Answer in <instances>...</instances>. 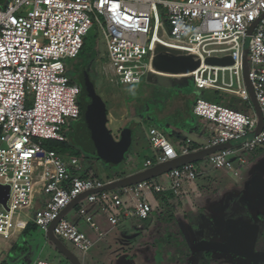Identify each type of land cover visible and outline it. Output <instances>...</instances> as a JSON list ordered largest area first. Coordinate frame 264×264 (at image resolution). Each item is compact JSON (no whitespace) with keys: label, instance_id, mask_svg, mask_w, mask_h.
<instances>
[{"label":"built area","instance_id":"2783aa9c","mask_svg":"<svg viewBox=\"0 0 264 264\" xmlns=\"http://www.w3.org/2000/svg\"><path fill=\"white\" fill-rule=\"evenodd\" d=\"M94 24L105 43L101 73L107 84L138 85L150 74L256 102L262 128L252 136L259 122L252 103V114H244L194 101L193 116L207 121L211 134L204 149L212 152L202 163L238 178L231 159L245 164L242 153L264 145V0H0V185L9 188L5 205L0 204V238L7 243L32 222L39 232H50L85 254L91 241L64 217L81 196L90 204L99 201L115 226L128 218L147 219L153 210L149 196L172 192L179 197L200 174L189 161L100 191L121 179L103 182L84 171L79 158L48 147V141L64 140L61 132L70 120L81 118L80 89L66 70ZM159 52L190 55L199 66L188 73L159 72L154 67ZM227 56L231 66L204 63ZM147 139L156 154L143 171L200 151L187 139H179L177 148L155 127L148 128ZM77 214L85 215L84 209ZM85 220L97 230L91 217Z\"/></svg>","mask_w":264,"mask_h":264},{"label":"rangeland","instance_id":"374dc122","mask_svg":"<svg viewBox=\"0 0 264 264\" xmlns=\"http://www.w3.org/2000/svg\"><path fill=\"white\" fill-rule=\"evenodd\" d=\"M105 62V43L101 31L94 24L84 38V48L81 53L67 63L66 75L78 86H82L83 78L90 83L95 94L106 107V128L110 131L114 140L120 138L122 129L126 127L132 129V143L123 154L122 159L117 160L115 163L103 161L96 155L83 151L76 146L73 148L79 154L77 158H79L84 171L91 170L103 182L120 178L128 174L133 168L143 169L142 164L145 155L147 153L153 155V150L146 135L148 126L154 125L163 131L169 142L177 148L179 138H175L176 134L180 138H188L192 143L193 141L198 142L203 147H207L209 133L202 128V125L204 123L208 124V122L195 118L191 112L194 101L197 99L244 114H252L254 110L251 101H244L235 96L205 88H193L191 85L185 89L188 92H182L178 90L179 86H177L175 80L150 74L143 80V83L146 81L143 85L120 87L110 85L105 82L101 73V68ZM246 73L247 70L244 71L247 88ZM153 78H157L155 79L156 84L151 82ZM147 83L154 85H147ZM158 88L161 90L158 91ZM166 102L167 105L164 108ZM76 103L81 110L83 106L82 94L77 97ZM148 106L150 107L149 111H152L151 114L156 116L155 118L136 112L137 110H146ZM178 106L181 107V109L179 107V111ZM187 109L191 112L188 114L190 116H186ZM181 116L188 118H186V121L180 122V120H185ZM68 125L69 127L61 132L66 138L75 133L77 122L70 120ZM47 145L49 147L48 142ZM208 151L206 149L204 152ZM242 156L246 160L245 164H239L234 159L231 160L238 174L244 179L256 163L264 158V145L258 146L253 153L244 152ZM67 157L71 156L68 155ZM200 170L203 173L199 175L195 182V195L192 199H190L191 195L183 193L184 199L181 198V201L177 202L174 197L171 198L170 194H166L164 198L169 203L166 210L160 209L151 218L145 220L133 218L126 223L120 222L117 226L112 227L109 223L110 213L100 211L99 201L90 204L81 199L79 203L65 213V217L84 236L86 235V238L92 241V246L85 254L69 242H65L55 249L50 243H45L46 238L43 233L34 229L18 238L17 245L10 249L4 260L6 264H19L21 262L23 264H33L39 260L54 264H72L64 253L68 251L79 261H82L84 257V264H169L167 259L170 258L171 254L173 256L172 252L176 250L177 244H175L174 236L179 233L177 230H181L185 234L184 236L191 246H194L199 238V229L202 228V209L208 214V211L204 208L206 196L211 197L212 194L219 193L230 186L239 187L242 185V179L238 180V178L229 176L223 169H212L208 164L202 163ZM143 173L144 175L153 174V171ZM144 175L142 174V176ZM121 183L119 181L118 184ZM79 207L84 209L85 215L77 214ZM171 214L174 215L175 221L171 218ZM184 215L190 218L193 216L194 219L198 217V220H195L198 224L189 225ZM87 216L91 217L97 226V231H94L90 224L86 222L85 218ZM97 233H100L103 237L99 238L96 235ZM186 238L183 241L184 245L186 244ZM147 248L152 249L153 253L150 254ZM130 249H133L132 252L136 253L135 259H132V255H128ZM125 250L127 253H122ZM190 258L185 261L198 263V260L196 262L193 257Z\"/></svg>","mask_w":264,"mask_h":264},{"label":"flooded vegetation","instance_id":"af4514ba","mask_svg":"<svg viewBox=\"0 0 264 264\" xmlns=\"http://www.w3.org/2000/svg\"><path fill=\"white\" fill-rule=\"evenodd\" d=\"M241 179L239 175L238 180ZM241 182L239 187L230 186L206 196L204 208L208 214L202 209L199 238L191 246L185 237L187 244L176 247L173 256L167 259L169 264H196L190 261L192 257L198 260L197 264H264V158ZM185 219L189 225L198 224V217ZM241 229L245 231L239 235ZM230 239L235 240L233 251L206 248L218 245L223 249ZM200 243L202 250L198 247ZM189 257L188 263L185 260Z\"/></svg>","mask_w":264,"mask_h":264},{"label":"water","instance_id":"95a60500","mask_svg":"<svg viewBox=\"0 0 264 264\" xmlns=\"http://www.w3.org/2000/svg\"><path fill=\"white\" fill-rule=\"evenodd\" d=\"M252 29V28H251ZM251 30L249 31V33ZM247 44H245V48ZM204 63L210 66H231L233 64V60L227 56L223 58L210 57L205 59ZM199 66V61L195 60L190 55H175L173 53L159 52L154 57V67L157 71L166 73V74H181L188 73L193 71ZM177 86H180L179 83H176ZM182 87H184L182 85ZM83 97V113L82 119L83 121L80 123L77 128V133L82 134L86 142V147L91 154L96 155L100 159L106 162L115 163L117 160H121L123 154L127 151L131 144V134L132 130L130 128H125L121 131L120 138L118 140H114L110 131L106 128L107 123V113L106 107L102 100L95 94L92 86L89 82L86 81L85 87L82 91ZM252 104L255 108V111L258 116V128L256 132L252 135H257L262 128V118L260 115L259 108L256 102L252 101ZM86 132V133H85ZM191 156L181 157L178 160L168 162L166 164L160 165L155 168H161V172L167 171L173 167H177L179 164L191 161ZM148 171V170H147ZM127 183H131V181L122 180V185ZM134 182V181H132ZM119 183V182H118ZM112 183L103 187L102 190H112L116 186L118 187L120 184ZM9 188L8 186L0 185V204L5 205L6 200L8 198ZM84 196H81L78 200L73 202L69 207L66 208L65 211L72 208L78 201L83 199ZM250 229V228H243ZM239 230V235L244 233L245 230ZM235 246V240L230 239L229 242L226 243L225 247L222 249L220 246H206L208 249H218L222 251H233ZM199 249L202 250V243L198 245ZM66 256L70 259L72 264H80L78 259L72 255L70 252H64Z\"/></svg>","mask_w":264,"mask_h":264},{"label":"crops","instance_id":"0c3cea01","mask_svg":"<svg viewBox=\"0 0 264 264\" xmlns=\"http://www.w3.org/2000/svg\"><path fill=\"white\" fill-rule=\"evenodd\" d=\"M206 126H207V124L206 123H204L203 125H202V128L203 129H205L208 133H209V138L211 137V134H210V132L207 130V128H206ZM149 127H155L154 125L153 126H148L147 127V130H146V135H147V131H148V128ZM126 128H129V127H126ZM155 128H157V127H155ZM125 129V128H124ZM131 129V128H130ZM158 129V128H157ZM123 130V129H122ZM160 130V129H159ZM161 131V130H160ZM162 133H163V131H161ZM164 134V133H163ZM177 137V139L179 138V139H187V140H189L190 141V146L192 145V144H196L197 145V147H195L194 149H199L200 151H198V152H196V153H194L193 154V158H195V157H197L200 153H202V152H204L205 151V149H204V147L202 146V144H200V143H198V142H194L193 141V143H192V141L190 140V139H188V138H180L179 137V135L178 134H176V136H175V138ZM148 140V139H147ZM177 142H178V140H177ZM131 143H132V134H131ZM179 143V142H178ZM131 145V144H130ZM150 145V144H149ZM153 150V149H152ZM209 151V153L210 152H212V150H210V149H208ZM208 153V154H209ZM153 155H149V153H147V155H145V157H144V160H143V164H144V162L146 161V160H154V156H155V154H156V152L153 150V153H152ZM202 157H204V156H201L200 157V155L196 158L198 161L197 162H195L194 160H191V162H193L196 166H198V167H200L201 168V163H202ZM143 164H142V168H143ZM180 165V164H179ZM178 165V166H179ZM153 169V168H152ZM149 170H151V169H149ZM148 170V171H149ZM143 172H146V171H143V169H140V170H137L136 168H133L128 174H126V175H123V176H121L120 178H114L113 180H110V181H114V180H117V179H121V181L122 180H124V181H141V180H145V179H148V178H150V177H154V176H156V175H159V174H162V173H156V174H154V175H151V176H147V177H145V178H142V174H144ZM165 172V171H164ZM203 172L200 170V174L199 175H201ZM199 175H198V177H199ZM198 177H197V179H198ZM196 179V180H197ZM196 180H195V182H196ZM195 182H192V183H190L189 185H186L182 190H181V192H180V195L181 196H179V197H177V196H175V195H173L172 194V192H166V193H160V194H153L152 196H149L148 197V202L150 203V205L152 206V208H153V210H152V212H151V214L149 215V217L151 218L154 214H156L159 210H160V207H161V205H164L166 202H164V201H162L163 200V197L166 195V194H170L171 196H172V198L174 197L175 199L174 200H176L177 202L179 201H181L180 199V197H182V199H184V194H186V193H188L189 195H191V198L190 199H192V197L195 195V189H196V185H195ZM113 190V189H112ZM105 191H111V190H105ZM184 193V194H183ZM178 205H180L179 203H178ZM71 209V208H70ZM69 209V210H70ZM69 210H67V211H65L64 212V217H65V213L66 212H68ZM148 217V218H149ZM66 219H67V217H65ZM110 218V217H109ZM147 218V219H148ZM131 219H133V218H128V219H125L124 221H120V222H123V223H126L128 220H131ZM68 220V219H67ZM69 221V220H68ZM70 222V221H69ZM119 222V223H120ZM29 223H31V224H33L32 222H29ZM28 223V224H29ZM71 224H72V222H70ZM94 223V222H93ZM109 223H110V221H109ZM118 223V224H119ZM27 224V225H28ZM95 224V223H94ZM117 224V225H118ZM122 224V223H121ZM26 225V226H27ZM34 225V224H33ZM73 225V224H72ZM111 225V224H110ZM117 225H115V226H117ZM26 226L24 227V228H22L21 230H19L16 234H15V236H14V238L10 241V242H5L3 239H1L0 238V264L1 263H5L6 264V262H5V255L6 254H8L9 252H10V249L12 248V247H15L16 245H17V242L19 241V237H21L23 234H26L25 232H24V230H26L25 228H26ZM75 226V225H74ZM112 226V225H111ZM36 227V226H35ZM91 227V226H90ZM97 227V226H96ZM113 227V226H112ZM35 230H37V228H35ZM94 230V229H93ZM38 231V230H37ZM79 231V230H78ZM94 231H97V230H94ZM80 232V231H79ZM42 233V232H41ZM83 234V233H82ZM84 235V234H83ZM96 235H98V237L100 238V237H103V236H101V234L100 233H97ZM86 236V235H85ZM44 237L46 238V241H45V243L47 242V243H50V245L53 247V248H57V247H60V246H62V244L63 243H65V242H63V241H60V240H58L57 238H55L54 236H52L51 235V233L50 232H48L47 233V235H44ZM16 239H18V240H16ZM90 240V239H89ZM91 241V240H90ZM91 243H92V241H91ZM93 244V243H92ZM127 248H130V247H127ZM147 250H148V252L150 253V254H152L153 253V250L152 249H149V248H147ZM133 251V249H130L129 250V254L128 255H132L133 256V258L132 259H135V256H136V253H134V252H132ZM122 253H127V251L125 250V251H123ZM119 255V254H118ZM128 259H130V260H132L131 258H128ZM40 261V260H39ZM39 261H37V262H39ZM79 261V260H78ZM40 262H45V263H51V262H48V261H40ZM79 263L80 264H84V257L82 258V261H79ZM19 264H23L22 262L21 263H19ZM34 264V263H33ZM51 264H54V263H51Z\"/></svg>","mask_w":264,"mask_h":264},{"label":"trees","instance_id":"16d2710c","mask_svg":"<svg viewBox=\"0 0 264 264\" xmlns=\"http://www.w3.org/2000/svg\"><path fill=\"white\" fill-rule=\"evenodd\" d=\"M83 48H84V41H83V45H82V47H81V50H80V52H79V54L81 53V51L83 50ZM78 54V55H79ZM245 56H246V53H245ZM245 70H247L248 71V64L247 63H244V68H243V71H245ZM145 79V78H144ZM143 79V80H144ZM155 79H157V78H153V80L151 81V82H154V84H156V82H155ZM158 79H160V78H158ZM86 79H84L83 78V80H82V86H78L79 87V89H80V93H79V95H81V93H82V91H83V89H84V87H85V83H86V81H85ZM143 80L140 82V84H138V85H143L146 81H144V83H143ZM70 82L71 83H73V81L72 80H70ZM148 84H150L151 86L152 85H154V84H151V83H147V85ZM190 85L191 84H188V85H186V86H184V87H182V86H179L178 87V90L179 91H184V92H188L187 90H185L186 88H188V87H190ZM192 86V85H191ZM143 87H146V86H143ZM191 89V88H190ZM159 90H161L160 88H158V91ZM194 101V100H193ZM166 105H167V102L165 103V106H164V108L166 107ZM179 107L180 106H178L177 108H178V111L181 109V107H183V105H181V107H180V109H179ZM149 106L146 108V110H144V109H142V110H137L136 112L137 113H139V114H144V115H149L150 117H152V118H155L156 116H153L152 114H151V112L152 111H149ZM186 111V110H185ZM175 112H177V111H175ZM82 113H83V109H81V118H80V120L77 122V125L75 126V133L74 134H72L70 137H64V140L63 141H48V143H49V147H50V149H52V150H54V151H56L57 153H59V154H61V155H63V156H71V157H78L79 156V154L76 152V151H74L73 150V148L76 146V147H78L79 149H82L83 151H87V152H89V150L87 149V147H86V142H85V139L83 138L84 136L82 135V134H79V131H78V133H77V128H79L78 126L80 125V123L83 121V119H82ZM107 113V112H106ZM178 113H180V112H178ZM186 113V116H190V115H188V114H190L191 112L189 111V109H187V111L185 112ZM181 115V114H180ZM186 116H181L182 118H185V120H180V122L181 121H186V118H188V117H186ZM132 130V129H131ZM86 133V132H85ZM191 147L192 148H195V147H197V145L196 144H192L191 145ZM72 149V150H71ZM208 154V152H202V153H200L199 155H200V157L201 156H206ZM198 155V156H199ZM193 156V155H192ZM191 156V160H194L195 162H197L198 160L196 159L197 157H195V158H193ZM149 171H153V174H143L144 176H142V178H145V177H147V176H151V175H154V174H156V173H160L161 172V168H155V169H151V170H149ZM172 198V197H171ZM162 201H164V202H166L164 205H161V207H160V209H164V210H166V208L169 206L168 204V202L166 201V198H164L163 197V200ZM168 211H169V208H168ZM163 215V214H162ZM184 217H186L185 215H184ZM171 218L172 219H174V221H175V217H174V215L173 214H171ZM188 218V217H187ZM172 223L170 222V225H171ZM36 227H35V225H33V224H31V223H29L27 226H26V230H24V232L26 233V232H29V231H31V230H34ZM181 230H177V232H179V233H177V234H175V238H174V240H175V244H177L176 245V247H178V246H181V245H184V239H185V236H184V234L182 233L181 234V232H180ZM168 237H171V236H168ZM168 243V242H167ZM187 244V243H186ZM185 244V245H186ZM1 264H5V263H1Z\"/></svg>","mask_w":264,"mask_h":264}]
</instances>
